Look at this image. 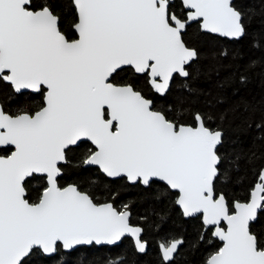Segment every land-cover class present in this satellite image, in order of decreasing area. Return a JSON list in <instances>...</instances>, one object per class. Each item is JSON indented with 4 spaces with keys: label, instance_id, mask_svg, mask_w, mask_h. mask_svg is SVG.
Here are the masks:
<instances>
[{
    "label": "snow or ice",
    "instance_id": "1",
    "mask_svg": "<svg viewBox=\"0 0 264 264\" xmlns=\"http://www.w3.org/2000/svg\"><path fill=\"white\" fill-rule=\"evenodd\" d=\"M71 4L69 34L52 0H0V84L16 97L15 106L0 99V264H32L37 256L68 264L63 258L85 246L119 247L128 238L146 252L131 203L115 206L116 186L158 183L174 193L185 218L222 242L206 264H264V235L250 227L264 214V169L246 202L229 200L216 187L228 176L223 132L206 114L187 123L171 106L158 107L178 79L187 88L196 71L190 32L239 41L247 13L234 0ZM37 99L33 111L29 101ZM90 166L106 177L96 191L64 183ZM184 243L162 238V264H174Z\"/></svg>",
    "mask_w": 264,
    "mask_h": 264
},
{
    "label": "trees",
    "instance_id": "2",
    "mask_svg": "<svg viewBox=\"0 0 264 264\" xmlns=\"http://www.w3.org/2000/svg\"><path fill=\"white\" fill-rule=\"evenodd\" d=\"M62 18V25L71 34L75 12L71 0H52ZM237 8L248 15L247 35L239 41L222 39L193 29L188 36L191 47L199 52V60L193 77L184 87L183 78L173 85L169 95L158 98V107L173 113H182L185 122L199 112L210 116L209 126L223 132L222 170H228L227 179L217 182V189L223 191L229 200L246 202L258 173L264 169V0H234ZM259 43V47L254 46ZM227 50L228 55L222 53ZM241 75L246 79L241 82ZM128 79V74L123 76ZM151 94V93H149ZM7 99L15 106L16 97L10 94L6 85L0 84V99ZM32 110L39 106V100L29 101ZM86 149L76 154L77 160ZM238 157V161L234 162ZM69 173L65 184L76 181L86 191H96L106 177L98 170L75 169ZM224 178L222 177V180ZM92 181H96L93 185ZM39 187L38 183L32 185ZM118 208L131 203L132 219L144 228L148 247L145 254L136 251L131 239L119 247H92L64 261L68 264H109L120 260V264H162L159 243L162 238H182L174 264H206L207 259L221 244L209 236L201 222L185 219L174 204V193L166 186L156 184L151 189L118 185ZM105 194L106 191H105ZM251 230L264 235V214H259ZM205 239L200 240L201 234ZM32 264H62L61 257L33 258Z\"/></svg>",
    "mask_w": 264,
    "mask_h": 264
},
{
    "label": "water",
    "instance_id": "3",
    "mask_svg": "<svg viewBox=\"0 0 264 264\" xmlns=\"http://www.w3.org/2000/svg\"><path fill=\"white\" fill-rule=\"evenodd\" d=\"M211 35V34H210ZM213 36H215V35H213ZM219 38H221V37H219ZM222 39H227V38H222ZM227 40H229V39H227ZM231 41H234V40H231ZM90 167H94V168H96L95 166H90ZM102 173V172H101ZM103 174V173H102ZM104 175V174H103ZM160 184H162V183H160ZM184 217V216H183ZM185 218V217H184ZM185 219H189V218H185ZM257 221V220H256ZM256 221H254V222H252V224L253 223H255ZM226 226V225H225ZM251 226V225H250ZM214 239H216L215 237H213ZM130 239V238H129ZM216 240H218V239H216ZM220 242V241H219ZM221 244H222V242H220ZM101 247H109V246H101ZM181 247V246H180ZM85 248H88L87 246H85ZM99 248V247H98ZM110 248V247H109ZM112 248V247H111ZM137 251V250H136ZM138 252V251H137ZM146 252H147V250H146ZM146 252H144V253H140V254H145ZM139 253V252H138ZM161 253V252H160Z\"/></svg>",
    "mask_w": 264,
    "mask_h": 264
},
{
    "label": "flooded vegetation",
    "instance_id": "4",
    "mask_svg": "<svg viewBox=\"0 0 264 264\" xmlns=\"http://www.w3.org/2000/svg\"><path fill=\"white\" fill-rule=\"evenodd\" d=\"M37 108H38V107H37ZM37 108H36V109H37ZM36 109H35V110H36ZM33 111H34V110H33ZM90 168H91V169H96V168H94V167H90ZM96 170H97V169H96ZM99 172H100V171H99ZM100 173H101V172H100ZM101 174H102V173H101ZM102 175H103V174H102ZM253 224H254V223H253ZM253 224H251V226H252ZM251 226H250V227H251ZM215 240H216V239H215ZM217 241H218V240H217ZM218 242H219V241H218ZM219 243H220V242H219ZM220 244H221V243H220ZM221 246H222V244H221Z\"/></svg>",
    "mask_w": 264,
    "mask_h": 264
}]
</instances>
